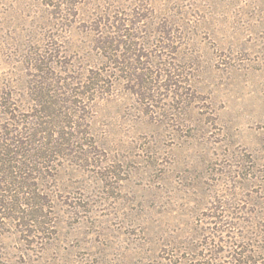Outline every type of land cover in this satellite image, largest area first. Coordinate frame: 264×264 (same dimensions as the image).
I'll return each mask as SVG.
<instances>
[{
    "label": "rangeland",
    "instance_id": "obj_1",
    "mask_svg": "<svg viewBox=\"0 0 264 264\" xmlns=\"http://www.w3.org/2000/svg\"><path fill=\"white\" fill-rule=\"evenodd\" d=\"M0 264H264V0H0Z\"/></svg>",
    "mask_w": 264,
    "mask_h": 264
}]
</instances>
